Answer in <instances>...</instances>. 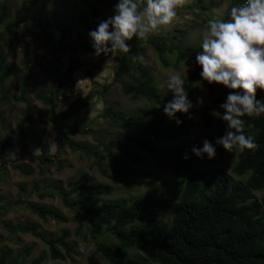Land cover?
Masks as SVG:
<instances>
[{
	"label": "trees",
	"instance_id": "1",
	"mask_svg": "<svg viewBox=\"0 0 264 264\" xmlns=\"http://www.w3.org/2000/svg\"><path fill=\"white\" fill-rule=\"evenodd\" d=\"M14 1L16 0H0V29H3L0 30V41L5 32L19 30L28 8L38 5L42 0H23L14 10L12 19L11 4ZM95 1L112 13L117 3V0ZM136 2L142 10L145 0ZM244 2L245 0H233L231 8ZM90 12L91 18L86 15L79 17L86 40L78 45L67 42L73 27L66 20L69 19L66 14L64 20L54 19L53 27L58 32L56 40L51 37L52 26L49 22L36 23L42 30L38 38L43 39L59 64L53 73L58 80V86H43L36 93V98L43 103V107L37 109L41 120L39 132L34 137L41 152L39 161L44 166L56 163L58 170H62L65 165L59 157L62 151L69 147L94 158L93 165L103 176L121 179L130 191L136 188L139 180L154 175L145 168L137 167L147 162H152L154 167L163 171L169 170L176 176L188 177L183 184L156 186L147 195L130 202L108 200L97 205L89 204L82 198L71 199V196L83 192L95 197H109L115 192L113 185L97 182L87 173H83L78 180L69 182L66 187L56 185L64 205L81 214L89 229L88 235L94 241L95 251L89 256L88 263L100 264L97 256L102 255L110 264H264V113L259 117H242L245 120L246 135L254 138L255 148L233 150L238 153V157L232 166L231 174H214L208 177L200 171L193 172L194 165L201 158L195 156L191 149L193 146L201 147V144L185 139L186 122L182 121L177 125L164 114L163 106L168 101L163 97L153 69L144 64L134 48H129V53L114 55L116 64L113 82H118L123 76L127 77L128 82L121 84L122 92L144 98L154 108L141 107L137 112L125 114L118 112L113 106H108L103 116L124 131L119 138L106 143L101 141L95 147L75 142L71 138L91 133L87 126L78 124L71 128L65 120L80 115L88 106V100L92 99L93 94L74 101L60 114H56V107L61 96L68 100L74 95L73 75L83 65L79 52L93 55L88 32L94 30L104 20V16L95 7H91ZM208 20L202 22L204 28H207ZM23 37L24 32L14 37L5 52L0 45V125L6 126L2 116V107L6 102L13 101L25 105L22 111L24 118L16 125L19 135L17 142L2 145L0 160L2 152L11 145L19 144L23 151L28 150V134L23 127L34 122L31 113L36 109L34 100L28 97V89L33 79L31 70L41 68L44 73L52 74L51 70L41 64L32 63L26 53L24 62L27 72L20 82L18 95L10 96L7 82L11 77L18 75L19 69L8 65V60ZM165 40V35L152 37L147 40V44L155 50L163 67H169V61L165 58L167 53H176L172 64L175 71H179L184 62L193 61L194 67L184 79V88L187 92L194 93L196 84L202 79L199 76L200 66L195 63L196 54L201 51L200 47L183 46L181 41H171L167 44ZM65 51L69 53L70 61L62 72L60 68ZM112 56L110 54L109 57ZM130 56L135 59H130ZM87 73L88 77H92L91 71ZM103 90L107 91V86H104ZM230 91L235 90L220 84H208L205 92L209 102L202 104L196 115L191 118V123L195 126L208 127L218 121L216 134L211 138L213 144L215 139L226 131V122L220 119L223 109L219 106L226 100ZM256 98L264 102V90L258 88ZM59 119L61 120L58 121ZM49 123L54 125V131L58 134L56 153H51L48 145L50 136L46 135ZM135 123L139 127L129 131ZM218 147L216 146V149ZM185 155L189 158L185 159ZM14 168L26 175L32 173L31 168L22 165H16ZM5 169L6 164L1 162L0 182ZM233 176L246 178L244 181L235 182ZM21 187L24 189L23 185ZM256 192H262V195L256 198ZM18 205L24 206L43 220L66 223L68 217L57 209L22 199L8 202L0 208V224L6 231L11 234H31L40 238L47 245L53 261L72 260L76 251L74 245L67 241L68 233L48 239L35 226L1 220L9 207ZM167 211L172 212L164 215ZM166 218L168 223L164 224ZM161 221L162 224L159 223ZM104 235L114 238L117 244L108 245L101 239ZM125 249H137L140 258L126 255ZM32 251L33 246H29L15 258H11V252L3 248L0 251V264H24ZM44 260L45 257L39 256L28 264H42Z\"/></svg>",
	"mask_w": 264,
	"mask_h": 264
},
{
	"label": "rangeland",
	"instance_id": "2",
	"mask_svg": "<svg viewBox=\"0 0 264 264\" xmlns=\"http://www.w3.org/2000/svg\"><path fill=\"white\" fill-rule=\"evenodd\" d=\"M23 0H16L11 4V14L21 5ZM233 0H180L176 8V16L171 23L166 26H160L156 31L149 33L145 38L137 40L133 38L128 42L129 48H134L135 52L142 59L144 64L149 65L157 78L160 90L165 100L172 99V93L166 90V77L174 72H179L185 79L194 67L193 61H186L181 65L179 71H175L172 67L176 59V53H167L165 58L169 61V67H163L155 50L147 44V40L152 37L166 36V43L182 42L183 46H199L202 32L206 29L202 22L211 18L228 19ZM95 7L99 13L104 16V20L113 13L106 11L95 0H42L38 5L31 6L25 12L24 23L19 30L4 33L0 45L5 52L9 43L14 37L24 32V37L12 51L8 60V65L18 67L19 73L13 76L7 82V88L11 97L18 95L19 85L27 72L25 68L24 55L29 54L32 63L41 64L47 70H51L52 74L44 73L41 68L31 70L33 79L28 89V97L34 100L36 109L31 113L34 117L33 123H27L23 129L28 134V150L21 149L19 144L11 145L2 152L1 162L6 164L3 176L0 182V208L8 202L22 199L24 201L35 204H43L48 208L57 209L68 217V222H58L55 220H43L24 206H11L3 213L1 220L15 223H26L38 228L40 233L45 234L49 238L59 237L62 233H68L67 241L74 245L76 253L73 259L66 261H53L50 258L47 245L37 237L31 234L14 233L6 231L0 224V251L7 249L11 252V258H15L24 248L33 246L31 255L24 264L30 263L39 256L45 257L42 264H89L88 258L95 251V244L88 235L89 229L84 223L81 214L66 207L62 199L58 195L57 186L66 187L69 182L78 180L83 173L89 174L97 182L109 183L114 186L115 192L109 196L95 197L86 193H78L72 195L71 199L82 198L89 204L97 205L108 200L132 201L138 197H143L150 193L156 186L170 185L173 183L183 184L188 175L176 176L171 171H163L153 166L152 162L145 165L137 166L140 169H146L153 172V176L145 180H139L136 188L132 191L127 189L124 182L116 177L103 176L97 167L93 165L94 158L84 153L73 151L66 147L60 160L64 163V168L58 170L57 164L53 163L47 166L41 164L38 156L41 154L40 149L34 140L39 132V121L41 117L37 113V109L43 107L42 101L36 98V93L43 86H58L55 68L59 67L57 60L51 53L50 48L46 47L41 35L42 30L37 26V21L41 23L49 22L52 26L51 37L53 40L58 38V32L53 27L54 19H65V14L69 19L68 23L73 27L71 35L68 37V44H80L86 40L83 26L79 23V17L86 15L91 18L90 8ZM209 8V9H206ZM3 31V29H0ZM79 56L83 61L82 67L73 75V83L75 92L68 100L61 96L56 107V114L64 112L72 103L84 96L92 93V99L88 100V106L78 116L65 120L69 127L76 125H85L91 131L88 135H78L71 137L75 142L95 147L99 142H108L119 138L124 132L122 129L114 126L108 118L103 116L104 110L108 106H113L118 112L131 114L137 112L141 107L153 109L154 106L146 99L138 97L134 94H124L121 84L128 82V78L123 76L118 82L114 81V65L116 64L114 55L112 57L101 54L94 57L91 54L80 51ZM63 65L61 71L64 72L69 65L70 55L68 52L63 54ZM91 71L92 77L87 76V72ZM208 83L202 79L196 84L194 93H189L188 98L193 103L190 109L191 118L196 115L202 104L208 103L209 98L205 92ZM104 86L107 91L104 92ZM25 105L19 102H6L2 107V116L5 118L6 126L0 125V148L4 143L17 142L19 137L17 133V122L24 118L22 111ZM177 118L187 124L186 140L198 142L202 146L203 139L210 142L216 134L218 121L212 126H195L191 123L188 114L177 113ZM59 119L58 121H60ZM171 121L175 122V118ZM139 126L135 123L134 127L129 130L133 131ZM10 128V129H8ZM70 128V129H71ZM49 137V148L51 153H56L58 134L54 131V125L49 123L47 126V135ZM213 143V142H212ZM238 153H231L219 146L216 149V155L209 160L206 156L196 162L193 167L194 171L205 173L208 177L218 174H231L232 166L237 160ZM16 165H22L32 169L30 175L21 173L20 170L14 168ZM246 177L233 176V181H244ZM24 189H21V186ZM44 195V197H42ZM256 198L262 195V192H256ZM172 211L164 212V215ZM162 224V221L159 222ZM168 223L166 218L163 222ZM79 232V233H78ZM101 239L111 244H117V241L110 236H102ZM124 253L128 256L139 257L137 249H125ZM140 258V257H139ZM100 264H110L102 255L97 256Z\"/></svg>",
	"mask_w": 264,
	"mask_h": 264
},
{
	"label": "clouds",
	"instance_id": "3",
	"mask_svg": "<svg viewBox=\"0 0 264 264\" xmlns=\"http://www.w3.org/2000/svg\"><path fill=\"white\" fill-rule=\"evenodd\" d=\"M179 3L180 0H145L141 10L136 0H117L113 14L88 32L93 56L129 53L127 42L133 37L143 39L171 23ZM199 47L195 63L200 66L202 80L235 91H230L219 106L223 109L220 119L227 126L225 133L215 139V144L203 139L201 147H192V153L211 160L216 155V146L229 153L255 148L254 138L246 135L242 117H259L264 113V102L256 98L257 89L264 90V0H245L242 5L233 6L226 20L209 19ZM165 85L172 99L163 106L164 114L175 118L177 125L182 123L177 113L188 114L191 119L193 103L182 75L179 72L168 75Z\"/></svg>",
	"mask_w": 264,
	"mask_h": 264
}]
</instances>
